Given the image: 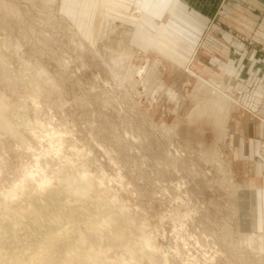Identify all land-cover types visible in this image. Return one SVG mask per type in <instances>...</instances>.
I'll return each mask as SVG.
<instances>
[{
	"label": "rangeland",
	"instance_id": "374dc122",
	"mask_svg": "<svg viewBox=\"0 0 264 264\" xmlns=\"http://www.w3.org/2000/svg\"><path fill=\"white\" fill-rule=\"evenodd\" d=\"M6 1L18 12L0 7V106L19 135L0 127V227L20 261L56 264L69 252L44 254L43 241L24 235L34 225L25 218L19 226L17 218L32 211L33 198L65 195L70 179L91 186L88 202L77 207L69 200L64 210L87 243L101 238L90 254L98 264H122L121 256L128 264H255L253 258H264V136L250 137L240 126L245 110L225 52L229 35L233 46L246 44L237 17L230 21L224 11L208 21L185 0H152L150 14L148 6L127 0ZM70 12L85 20L71 21ZM105 17L137 29L129 40L128 68L138 70L132 81L127 71L111 68L100 47ZM239 57L233 55L234 77ZM152 63L159 64L154 76L148 75ZM38 66L54 85L38 78ZM198 76L239 103L227 131L199 113L207 95ZM67 172L70 179L63 178ZM103 201L100 212L114 216L112 222L91 229L79 210ZM225 225L232 240L223 238ZM239 232L251 237L243 242Z\"/></svg>",
	"mask_w": 264,
	"mask_h": 264
},
{
	"label": "bare ground",
	"instance_id": "6f19581e",
	"mask_svg": "<svg viewBox=\"0 0 264 264\" xmlns=\"http://www.w3.org/2000/svg\"><path fill=\"white\" fill-rule=\"evenodd\" d=\"M31 1H33V0H31ZM44 1H42V3ZM33 2H35V1H33ZM47 2L49 3L48 5L51 6L52 4H54L56 2V0H47ZM45 3L46 2H44L43 5ZM39 5H40V3H39ZM36 6H37V4H36ZM0 7L6 8V11L11 12V13H17L18 12V10L10 2H7L6 0H0ZM40 7H42V6H40ZM45 7H47V6H45ZM64 19L65 18H63L62 20H64ZM101 31H102V34H101V38H100V47H103V49H106L107 57L110 59V63L112 65L111 68H113V69L118 68V69H121L122 71L124 70L125 72L127 71L125 78L128 81H132L133 75L138 70H134V69L129 70V68H128L129 67L128 66L129 60L132 58L131 57L132 47L129 46V43H130L129 40H130V37L132 35L136 34L137 29L134 30L131 27V25L122 24V23H119L117 21H114V20H111V19L105 17ZM116 44H118L119 46L117 47ZM121 50H123L125 52L121 53ZM122 54L124 56H122ZM115 56H117L118 58L120 56L122 57L120 63L117 62ZM157 63H154V64L152 63V65H151L152 71H150L151 73H148V75H151V76L155 75V70H157V67L159 66V64H157ZM148 70H149V68H148ZM37 71H39L38 72L39 74L37 75L39 79L44 77L47 82H49L51 85H54V80H52L49 76H47L50 74L49 73L47 74V70L43 66H40ZM139 71L142 72V69ZM4 78H5L4 80L10 81V76L6 75ZM198 78H199L198 86H199V88L201 87V90H204V92H206L207 96L205 98L202 96L205 101L202 102L203 104L198 103V105L200 104V106H197L198 108L197 107L196 108L198 109L200 114L201 113L207 114L209 119L211 118L210 120H212V122H214L215 125H218V127L223 132L227 131L226 130V124L228 123V121L232 117V109L234 108L235 103L236 104H239V103L235 100L234 97H232L230 94H228L229 91L226 92L225 89L219 88L218 86H220V85H218V86L215 85L213 83L214 81H212V82H211V80L208 81V80H206L200 76H198ZM13 84H14V82H13ZM30 84L33 86V88L34 87L36 88V90L34 91L35 93L38 94L41 91L38 84H36L32 81ZM161 88H163V87L161 86ZM196 98H198V97H196ZM0 104H2V102ZM1 106H3V105H1ZM1 106H0V127L9 133L19 135V133L16 130V128L14 127V125L7 120V118H6L7 116H5L6 114L4 115V109H5L4 107L5 106L4 107H1ZM62 175H63V178L68 177V179H70V177H71L70 172L63 173ZM84 177H86V176L84 175ZM224 185H226V184H224ZM87 186L91 187L90 185H87ZM245 186H246V188H248L249 184H246ZM89 187L80 186V183H78L77 181H73V179H70L69 192H67L65 195H58V196L54 195L50 198L44 197L43 200L41 199L42 201H40V199L33 198L29 202V204H31L32 211L18 213L19 216L17 218V224H19V226H21V223L24 220H26L25 218H27L29 220L28 222H30L31 225L32 224L34 225V227L32 229H30V230L26 229V231H24V235H26L29 238L33 237V238L37 239L38 241L39 240L43 241L44 245H45L44 251H43L44 254L54 255L57 250H59L61 248L69 247V249H68L69 252L65 254L66 256L64 257V259H62V261L60 263L56 261L57 262L56 264H98V262H99V260H94V258L90 254L93 253V249L97 250L99 245H101L100 244L101 238L99 236H97L96 238L93 239L94 240L93 242L87 243L84 240V237L82 236V234L73 228V226L70 222V219L64 210V208L66 207V202L69 200L70 201L73 200L71 202H74L75 206H77V207L79 206L80 203L87 201L88 199H86V195H88V193L90 192ZM227 188H228V186H227ZM105 204H106L105 201H103V202H101V204H99V203H96L94 205L89 204V206H87L88 205L87 204L84 207L82 206V208L80 210H79V208H77V210H79L80 213L82 210L83 214L86 215L87 219L92 223L91 229H97L96 226L98 225L99 221H101L103 224H109L112 222V219L114 216H110V215L107 216V215H104L105 213L102 214L100 212V208L102 209V207H105ZM51 206H55V211H56L55 214H51V212H50ZM75 209H76V207H75ZM236 209L239 211L238 207ZM244 214H242V216ZM101 215H102V217L98 218V216H101ZM29 227L30 226H28V228ZM18 228H20V227H18ZM46 228H52L54 230V233L45 232ZM18 230L21 231V228ZM18 230H16V231H18ZM0 232H1L0 242L4 248V250L0 252V264H34V263H32L30 261H26V260L20 261L19 260L20 255L18 254L17 246L11 244L10 241L5 238L7 233L5 231L1 230V227H0ZM109 232L110 231H108L107 233H109ZM232 233L233 232H232L229 225H225L223 227V233L222 234H223V238L225 239V241L226 240H228V241L232 240V238H231V235L233 236ZM249 234L246 235V234L241 232L239 234L240 235L239 239L244 242V241L249 239V236H250ZM229 238H231V239H229ZM228 243L230 245H232L233 242L232 243L228 242ZM252 244L255 245V243H252ZM242 253H246V252H242ZM241 255L243 256V254H241ZM245 257H247V255ZM250 260H251V258H250ZM252 260H253L252 262H254L255 264H264V258L260 257V255H259V257L257 256L255 258H253ZM117 261L122 263V264H128V263H126V258L123 256L118 258Z\"/></svg>",
	"mask_w": 264,
	"mask_h": 264
},
{
	"label": "crops",
	"instance_id": "0c3cea01",
	"mask_svg": "<svg viewBox=\"0 0 264 264\" xmlns=\"http://www.w3.org/2000/svg\"><path fill=\"white\" fill-rule=\"evenodd\" d=\"M111 1L114 5H120L118 0ZM156 4L166 5V2L155 0ZM192 5L195 11L200 15H206L208 21H214L220 15L226 16L232 21L231 16L237 17L240 31L245 34L246 44L240 42L236 46L232 45L234 41L229 35L228 44L225 46V52L229 55L227 67L229 64L228 77L231 84L237 89L238 100L241 107L245 110L241 115L240 126L246 127V133L252 137L257 132L258 136H264V0H185ZM128 2V3H127ZM127 4L148 6L149 14L152 11V0H127ZM122 3V2H121ZM108 4V3H107ZM228 7V8H227ZM233 7V8H232ZM233 9V10H231ZM134 11V10H133ZM144 12V11H143ZM234 12V13H233ZM233 13V15H231ZM148 14V13H147ZM219 15V16H218ZM71 21H83L81 17H75L73 12L68 13ZM225 19V21H226ZM86 20H90L86 19ZM120 20V19H119ZM136 26V25H135ZM138 27V26H137ZM232 32V31H230ZM251 39L254 45L249 44ZM198 46L193 51L196 53ZM240 55L237 66L240 68L238 74L232 72L233 55ZM233 128V127H232Z\"/></svg>",
	"mask_w": 264,
	"mask_h": 264
}]
</instances>
